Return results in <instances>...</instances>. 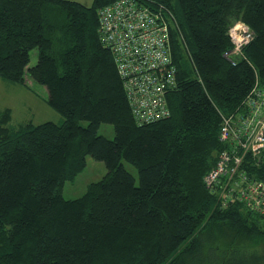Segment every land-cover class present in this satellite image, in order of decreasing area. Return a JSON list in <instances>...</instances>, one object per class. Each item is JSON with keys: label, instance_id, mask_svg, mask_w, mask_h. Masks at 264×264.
<instances>
[{"label": "trees", "instance_id": "1", "mask_svg": "<svg viewBox=\"0 0 264 264\" xmlns=\"http://www.w3.org/2000/svg\"><path fill=\"white\" fill-rule=\"evenodd\" d=\"M114 1L0 0V78L44 85L63 116L12 125V110L0 112V264H264V217L222 206L204 183L224 148L223 115L264 86V0H143L173 14L178 66L170 117L147 125L100 37L98 12ZM237 21L255 38L233 65L224 53ZM88 157L106 175L66 199Z\"/></svg>", "mask_w": 264, "mask_h": 264}, {"label": "built area", "instance_id": "2", "mask_svg": "<svg viewBox=\"0 0 264 264\" xmlns=\"http://www.w3.org/2000/svg\"><path fill=\"white\" fill-rule=\"evenodd\" d=\"M102 43L111 49L134 118L140 125L170 117L167 94L178 84L171 11L157 2L116 0L99 12ZM235 62L255 34L243 22L229 29ZM235 56L236 58H233ZM224 148L204 183L222 206L241 203L264 217V86L257 80L241 110L223 115L219 135Z\"/></svg>", "mask_w": 264, "mask_h": 264}, {"label": "rangeland", "instance_id": "3", "mask_svg": "<svg viewBox=\"0 0 264 264\" xmlns=\"http://www.w3.org/2000/svg\"><path fill=\"white\" fill-rule=\"evenodd\" d=\"M70 1L80 2L87 6H91L94 2V0ZM235 23H238V21ZM231 49H233V46ZM38 55V49H34L31 53L30 67L37 64ZM27 81L30 89L22 85L10 84L0 78V111L6 108H10L13 111L12 125H19L30 120L35 124L47 121L60 123L63 120L62 114L44 102V100L48 98L46 87L32 78H29V76ZM82 124L87 126V122H83ZM99 133L112 139L115 137L114 126L112 124H102ZM124 164L139 181L138 170L127 162H124ZM106 173L107 168L104 162L88 157L87 166L84 171L78 174L74 181H67L65 183L63 191L64 197L66 199L79 198L87 191L91 183L102 180Z\"/></svg>", "mask_w": 264, "mask_h": 264}, {"label": "crops", "instance_id": "4", "mask_svg": "<svg viewBox=\"0 0 264 264\" xmlns=\"http://www.w3.org/2000/svg\"><path fill=\"white\" fill-rule=\"evenodd\" d=\"M30 78V77H29ZM3 80V79H2ZM28 80V76H26V83L28 82L27 81ZM11 84V83H10ZM14 85V84H13ZM28 85V84H27ZM24 87H26V88H28V89H30V87L28 86H24ZM47 99V98H46ZM46 99L44 100V102L46 103ZM6 109H8V108H6ZM10 109V108H9ZM1 112V111H0ZM12 115H13V111H12Z\"/></svg>", "mask_w": 264, "mask_h": 264}, {"label": "bare ground", "instance_id": "5", "mask_svg": "<svg viewBox=\"0 0 264 264\" xmlns=\"http://www.w3.org/2000/svg\"><path fill=\"white\" fill-rule=\"evenodd\" d=\"M248 26V25H247ZM249 27V26H248ZM250 28V27H249ZM228 34H229V31H228ZM233 58H236L235 56H233Z\"/></svg>", "mask_w": 264, "mask_h": 264}]
</instances>
